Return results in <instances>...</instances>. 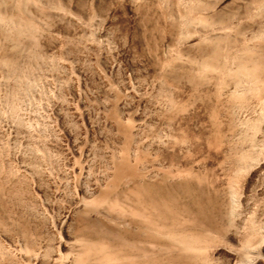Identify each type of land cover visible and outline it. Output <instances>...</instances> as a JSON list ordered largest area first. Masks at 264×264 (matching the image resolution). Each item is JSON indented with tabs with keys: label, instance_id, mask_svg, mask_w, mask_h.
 <instances>
[{
	"label": "rangeland",
	"instance_id": "1",
	"mask_svg": "<svg viewBox=\"0 0 264 264\" xmlns=\"http://www.w3.org/2000/svg\"><path fill=\"white\" fill-rule=\"evenodd\" d=\"M28 256L264 264V0H0V264Z\"/></svg>",
	"mask_w": 264,
	"mask_h": 264
},
{
	"label": "bare ground",
	"instance_id": "2",
	"mask_svg": "<svg viewBox=\"0 0 264 264\" xmlns=\"http://www.w3.org/2000/svg\"><path fill=\"white\" fill-rule=\"evenodd\" d=\"M236 69H238V68H236ZM237 71V70H236ZM246 71V70H245ZM248 88V87H247ZM180 241V240H179ZM83 242V241H82ZM95 242V241H94ZM83 243H85V242H83ZM85 245H87V249H89V251L90 250H96V242L95 243H88L87 241H86V244ZM97 246H98V244H97ZM25 251L28 253V255H31V257L32 258H36V257H38L39 256V253H37V252H39V251H37V250H35V251H37V252H35L33 249H31V248H25ZM46 252V251H45ZM123 252H125V251H123ZM42 253V252H41ZM126 254H127V252H125ZM45 254V253H44ZM47 254V253H46ZM45 254V255H46ZM48 255V254H47ZM108 255V254H107ZM114 255V254H113ZM132 255V254H131ZM50 256V255H49ZM31 257H29L28 256V259H27V264H33V263H31ZM45 258H46V256H44ZM39 258V257H38ZM38 258H36V259H38ZM49 258V257H48ZM56 258V257H55ZM59 258V257H58ZM112 258V257H111ZM79 259H81L80 257H79ZM48 260V259H47ZM55 259L53 258V260L52 261H54ZM67 260V259H66ZM58 261V260H57ZM33 262V261H32ZM116 263V262H115Z\"/></svg>",
	"mask_w": 264,
	"mask_h": 264
}]
</instances>
